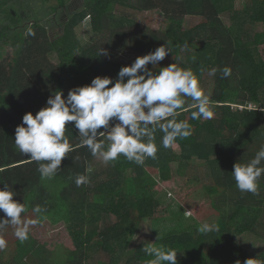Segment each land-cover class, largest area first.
<instances>
[{
	"label": "trees",
	"instance_id": "16d2710c",
	"mask_svg": "<svg viewBox=\"0 0 264 264\" xmlns=\"http://www.w3.org/2000/svg\"><path fill=\"white\" fill-rule=\"evenodd\" d=\"M56 1L41 12L30 0H0V181L11 185L18 193L14 199L25 204L28 211L22 218L38 219L32 211L37 205L46 210L23 243L14 227L7 228L8 246L0 252L13 242L16 248L0 264H90L93 251L109 257L96 264H142L153 258L143 251L149 243L175 249L177 264L264 262V251L252 253L237 240L246 233L264 240V175L256 195L238 190L232 176L234 163L250 161L264 146V31L255 30L264 25V0H83L81 10L66 16L63 32L53 36L42 16L56 14L71 0ZM116 5L153 14L155 24L143 26L135 13L115 12ZM186 17L202 21L184 29ZM87 18L95 35L93 42L83 44L75 29ZM163 44L172 49L171 63L185 51L179 65L192 69L202 89L208 74L213 76L212 119L191 120V110L185 111L178 119L192 125L189 137L160 147L157 158L143 165L121 156L101 173L92 167L96 157L80 146L78 130L70 124L65 134L75 151L55 177L41 178L38 165L15 147V129L23 115H35L56 92L66 97L96 76L115 78L122 66ZM225 67L231 69L227 78L222 76ZM162 135L158 130L157 144ZM204 165L214 181L203 182L184 200L206 192L210 200L202 217L215 228L201 233L199 225L186 224L152 242L132 244L142 220L158 219L160 182L170 184L175 172L189 177L192 167ZM86 169H91L86 173L89 183L77 187L75 176ZM182 210L178 206L177 213L185 219ZM0 217H5L2 211ZM44 221L64 224L74 248L59 246L51 257L28 260L31 231Z\"/></svg>",
	"mask_w": 264,
	"mask_h": 264
},
{
	"label": "clouds",
	"instance_id": "9594fccd",
	"mask_svg": "<svg viewBox=\"0 0 264 264\" xmlns=\"http://www.w3.org/2000/svg\"><path fill=\"white\" fill-rule=\"evenodd\" d=\"M29 34L34 33L29 30ZM103 54L108 55L106 50ZM169 54H172L171 47L163 44L138 56L130 66H122L115 78L96 76L89 84L70 89L66 97L62 91L56 92L35 115L32 112L23 115L15 129V147L35 162L41 178L47 179L55 177L62 161L75 151L65 134L70 124L78 130L80 146L106 165L121 156L137 165H143L148 158L156 159L160 147L170 148L179 139L191 135L189 121L178 119L181 113L191 110V120L213 117L209 95L191 68L181 67L177 61L160 66ZM157 65L159 70L154 71ZM215 72L213 69L212 74ZM230 75V68L222 69L224 78ZM158 130L163 134L159 144L156 142ZM90 171L86 169L85 174L75 176L77 187L89 183L86 173ZM262 175L264 146L250 161L233 165L232 176L241 192L258 194ZM0 184L3 185L0 211L5 214L0 217V251H3L8 246L4 233L9 226L14 227L15 237L23 243L29 239L31 226L39 223V217L46 210L37 205L32 211L38 219L22 218L28 210L24 203L14 199L18 193L7 182L0 181ZM184 215L190 217L191 211L186 210ZM214 228V224L205 222L198 231L208 233ZM143 251L153 257L147 264H177L175 249L149 243ZM244 264H254V260L248 259Z\"/></svg>",
	"mask_w": 264,
	"mask_h": 264
},
{
	"label": "rangeland",
	"instance_id": "374dc122",
	"mask_svg": "<svg viewBox=\"0 0 264 264\" xmlns=\"http://www.w3.org/2000/svg\"><path fill=\"white\" fill-rule=\"evenodd\" d=\"M43 0H30L31 6L35 9H40L41 12H46L49 8L48 5L55 4L56 0H47V3L42 2ZM238 7H241L243 4L241 1L237 3ZM83 5V0H71L67 3L64 8H59L56 14L48 15L47 13L42 16L45 20L43 22H48L50 25L51 33H55L53 36H58L63 32V24L67 20V15L74 14L76 11L81 10ZM115 12H132L135 13L138 21L142 23L143 26H150L154 23L153 14L142 13L141 11H136L125 7L124 5H116L114 8ZM47 16V18H46ZM70 16V15H69ZM155 16V14H154ZM201 18L199 17H186L184 22V29H190L197 26L201 23ZM155 24V23H154ZM161 29H166V22L163 20ZM255 30L264 31L263 24H257ZM78 38L82 41L83 44L91 43L94 41V35L89 18L85 19L80 25L75 29ZM149 52H146L147 54ZM144 54V55H145ZM123 57V55H122ZM183 58H186L185 51L181 52L180 57L177 59V62L180 63ZM173 57L169 55L160 62V66L169 65L173 61ZM176 61V60H175ZM151 68V64L149 65ZM159 68V65L155 66L154 69ZM206 82L204 83L203 90L205 94L211 96L213 89V76L208 74L206 77ZM93 168H96L99 173L105 171L107 165L102 162L99 157L93 162ZM176 165H174V170ZM189 177L183 178L179 176L176 172L174 173L173 179L170 181V184H163L160 182V189L158 192V199L161 206L158 208L156 218L158 219H149L142 220L140 223V231L136 233L132 244H137L138 241L146 240L153 241L154 237L158 234L168 232L169 230H178L181 226L184 227L186 224H195L201 225L206 220L203 219L202 215L204 214L206 207L209 204V198L206 197L207 193H200L196 199H189V201L184 200V196L199 188L198 186L206 183H212L214 181L211 177V173L208 166H194L189 170ZM194 178V180L192 179ZM188 199V197H187ZM178 206L180 210L184 212L186 210L191 211V216L186 217L185 219L181 218L180 213H177ZM182 207V208H181ZM112 221H115V218H111ZM197 223V224H196ZM30 241L28 242V247L26 248V257L28 260L51 257L52 253H56L59 249V246H62L67 249H73V241L70 234L67 231V228L64 224L60 223L57 225H52L48 221H44L42 224L37 226L31 231ZM238 242L248 251L260 254L264 251V240L256 237L252 233H246L237 238ZM16 248V243L13 242L9 245L8 250L5 252H0V262L7 259L11 256L12 252ZM33 256V257H32ZM99 260L108 261L109 257L100 251L91 252V257L89 258L90 264H96ZM142 264H147V261H143Z\"/></svg>",
	"mask_w": 264,
	"mask_h": 264
}]
</instances>
